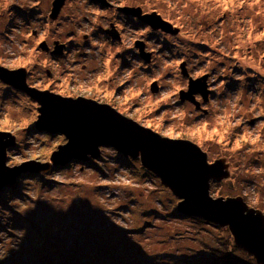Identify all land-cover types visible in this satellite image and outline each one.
<instances>
[{
    "label": "rangeland",
    "instance_id": "1",
    "mask_svg": "<svg viewBox=\"0 0 264 264\" xmlns=\"http://www.w3.org/2000/svg\"><path fill=\"white\" fill-rule=\"evenodd\" d=\"M52 1L12 0L5 7L6 0H0V57L11 66L1 65L24 68L28 84L37 89L103 101L145 127L152 121L154 131L156 119L168 113L164 131L174 127L176 138L197 144L209 162H228L230 176L212 181L211 195L242 197L264 214V0L243 5L238 0H105L140 8L142 14L154 11L179 28L177 35L153 30L123 8L117 13L96 0H65L52 22ZM105 28L118 31L106 35ZM41 40L65 43V54H44ZM140 43L150 62L138 55ZM33 57L36 63L26 67ZM181 63L192 79L207 76L208 100L203 104L195 93L206 114L179 98L188 85ZM109 71L113 75L105 79ZM152 83L156 93L150 91ZM170 92L176 103H163ZM157 100L161 103L154 107ZM37 107L20 90L0 88V132L15 138L6 165L49 161L65 142L60 134L34 130ZM176 110L189 116L171 118ZM204 123L208 126L201 130ZM225 127L221 140L213 129L223 133ZM102 148L97 160L22 175L0 189V264H201L209 256L212 264H232L226 256L251 258L234 245L227 228L179 217L177 199L138 159Z\"/></svg>",
    "mask_w": 264,
    "mask_h": 264
},
{
    "label": "water",
    "instance_id": "2",
    "mask_svg": "<svg viewBox=\"0 0 264 264\" xmlns=\"http://www.w3.org/2000/svg\"><path fill=\"white\" fill-rule=\"evenodd\" d=\"M98 1L106 3L105 0ZM63 5L64 0H53L49 18L56 19ZM123 10L124 13L137 17L153 30H161L172 35L179 33V28L163 20L154 11L142 14L140 8L126 7ZM46 47L45 42L39 44V48L43 51H47ZM63 49V44L55 42L54 54L57 52L61 55ZM138 53L146 62L150 61V53L143 50V43L138 46ZM180 69L183 76L188 77L185 63L180 64ZM206 79L205 75L197 79L188 78L187 90L180 92V100L188 101L196 109L199 108L194 95L198 92L204 101L208 100ZM0 81L20 90L38 105L36 126L39 130L51 135L60 134L65 139V142L58 145L50 154L49 161L28 160L8 166L6 149L14 146L15 139L14 136L0 132V189L6 184H13L17 177L27 172L39 175L49 172L52 168L65 166L73 160L81 162H87L89 159L97 160L100 156V147L113 146L125 158L138 159L147 171L170 187L173 195L182 200L177 204L178 212L185 216L212 221L219 227L227 228L237 247L252 256L256 264H264V214L249 207L239 196L226 198L209 196L212 181L219 182L230 176L229 166L224 158L210 163L207 154L194 142L162 136L123 115L114 107L100 105L90 98L67 97L30 86L24 68L10 70L0 65ZM150 91L152 93L158 91L156 83L151 84ZM40 102L44 104L42 119H40ZM113 123H117L118 127ZM131 124H135L145 132H151L152 136H158L160 141ZM8 137L10 140L6 139ZM177 175H182L190 181L194 180L193 186L200 181L198 185L201 187V197L198 199L196 195H188L187 187L182 184L178 185V191L171 187L168 180ZM197 206H203L205 210L200 211ZM240 224H246V228L239 229ZM240 238L242 243L238 242Z\"/></svg>",
    "mask_w": 264,
    "mask_h": 264
},
{
    "label": "clouds",
    "instance_id": "3",
    "mask_svg": "<svg viewBox=\"0 0 264 264\" xmlns=\"http://www.w3.org/2000/svg\"><path fill=\"white\" fill-rule=\"evenodd\" d=\"M12 2V0H6V2H5V7H7V4H9V3H11ZM125 2H127V0H125ZM158 2H159V0H158ZM194 2H196V0H194ZM200 2H203V3H208L209 2V0H200ZM213 2H216V3H219V0H213ZM225 2H227V0H225ZM236 2V0H233V3H235ZM247 2V0H238V5H243L244 3H246ZM163 3H165V4H167L168 3V0H163ZM252 3L253 4H260L261 3V0H252ZM151 29L149 28V29H146V31H150ZM47 36V30H45V33L42 35V37H41V39H43V38H45ZM2 48H4V45H3V43H0V49H2ZM117 50H119V49H117ZM7 53L9 54V55H11L12 54V51H11V49H8L7 50ZM35 55H39V54H35ZM34 63H36V60H35V58L33 57V58H30V59H28L27 60V62H26V67H30V65H32V64H34ZM0 64H4V65H8V66H11V62H9V61H6L3 57H0ZM57 67H58V65H57ZM262 72H264V69H262L261 70ZM113 75V73L111 72V71H109L108 73H107V77H105V79H107L108 77H111ZM8 87H10V85H8L7 83H0V88H8ZM145 89H143V88H141L140 89V91H144ZM179 89L177 88V91H178ZM109 95H111V93H109ZM134 95H139V92H136ZM175 95V92H170V93H168L167 95H165L163 98H162V102L163 103H173V104H175L176 103V100L175 99H172V97ZM132 97H129V99H131ZM177 99H178V97H177ZM159 103H161V100H157L156 101V105H154V107L155 106H158L159 105ZM96 106V105H95ZM39 107H40V119H42V116H43V112H44V104L42 103V102H40V104H39ZM97 107V106H96ZM154 107L153 108H151V109H149V111H153L154 110ZM212 107H213V109H215V108H217V104H216V102L215 101H213L212 102ZM115 114V113H114ZM234 114V113H233ZM169 114L168 113H165V114H163V115H161V116H159L157 119H156V121H155V130L156 131H163V134L165 135V136H167V137H169V138H172V139H175L176 138V136L174 135V127H169V128H167V130L166 131H164V120H165V118L168 116ZM115 116H116V114H115ZM189 116V113L186 111V110H176L175 112H173V113H171V118H173V119H176V118H179L181 121H183L185 118H187ZM116 117H118V116H116ZM119 118V117H118ZM240 123V121H236V124H239ZM132 126H134V127H136L135 126V124H131ZM207 123H204V124H202L201 125V130H203V129H205V128H207ZM231 126V125H230ZM147 127L148 128H153V122L152 121H149V123L147 124ZM137 128V127H136ZM137 129H139V130H141L142 132H144V133H147L149 136H151V137H155L158 141H160V139H159V137L158 136H152V133L151 132H145L143 129H141V128H137ZM228 127H225V129H224V132L223 133H219L218 132V130L217 129H213V131H216L219 135H220V138H221V140H223L224 138H225V135L227 134V132H228ZM113 147V146H112ZM114 148V152L112 153V155H116V152L118 151L119 152V150L117 149V148H115V147H113ZM117 152V153H118ZM120 153V152H119ZM121 154V153H120ZM139 154H141V155H143L142 153H139ZM99 159V158H98ZM88 162V161H87ZM70 163V162H69ZM9 195H11V194H9ZM246 203V202H245ZM263 213V212H262ZM230 233V232H229ZM24 235H25V231H24V233L22 234V236L24 237ZM231 235V234H230ZM232 238V237H231ZM21 241V240H20ZM20 241H19V243H20ZM233 241V240H232ZM19 245V244H18ZM235 245V244H234ZM236 246V245H235ZM16 249H17V247H16ZM242 249V248H241ZM245 252V251H244ZM246 253V252H245ZM250 256V255H249ZM251 258H253L252 256H250ZM254 260V259H253ZM255 261V260H254Z\"/></svg>",
    "mask_w": 264,
    "mask_h": 264
},
{
    "label": "bare ground",
    "instance_id": "4",
    "mask_svg": "<svg viewBox=\"0 0 264 264\" xmlns=\"http://www.w3.org/2000/svg\"><path fill=\"white\" fill-rule=\"evenodd\" d=\"M93 1V0H92ZM97 1V4H98V0H96ZM53 2V1H52ZM64 4H65V0H64ZM104 4V3H103ZM104 5H106V6H111V8L114 10V11H116L117 13H120V11H122L120 8V6H117V5H114L112 2H107L106 4H104ZM62 10V9H61ZM60 10V11H61ZM123 12V11H122ZM49 13H51V10H50V12ZM60 13V12H59ZM58 17V16H57ZM49 18V17H48ZM57 19V18H56ZM56 19H51V18H49V20L50 21H52V22H54ZM53 47V46H52ZM47 48V50L49 51V48L48 47H46ZM54 55V54H53ZM62 55H63V53H62ZM1 65V64H0ZM1 66H3V65H1ZM5 67V66H4ZM186 71H187V69H186ZM47 72H50V71H47ZM48 76H50V73H46ZM187 78V80H188V78H191L190 76L189 77H186ZM1 82V81H0ZM206 82H207V80H206ZM2 83V82H1ZM188 86V85H187ZM46 90H48V89H46ZM49 91V90H48ZM209 91V90H208ZM51 92V91H50ZM201 96V95H200ZM67 97H69V96H67ZM80 97H82V96H80ZM208 97H209V94H208ZM86 98V97H85ZM194 98H195V95H194ZM201 99H202V97H201ZM203 100V99H202ZM182 102H184V101H182ZM188 102V101H187ZM100 105H108L109 107H111L112 108V106L111 105H109L108 103H105V102H103V101H100V102H98ZM193 105V104H192ZM20 106H25V104L24 103H21L20 104ZM195 107V106H194ZM196 109V108H195ZM116 127H118V124L117 123H113ZM33 127L35 128L34 130L35 131H38L39 129V127H37L36 126V121H34V123H33ZM39 131H41V130H39ZM41 132H44V131H41ZM3 133H5V134H7V135H11V137H13V134L12 133H10V132H8V131H4ZM161 135V134H160ZM163 136V135H162ZM7 140H10V138L8 137V138H6ZM15 139V138H14ZM176 139H179V138H176ZM180 139H182V138H180ZM6 140V141H7ZM188 140V139H187ZM13 146H10V147H8L7 149H6V152H8L9 151V149L10 148H12ZM103 149H105V148H102V147H100L99 148V151L100 152H102L103 153ZM112 149H114L113 147H111V150ZM202 150V149H201ZM203 151V150H202ZM99 158H100V156H99ZM208 159V158H207ZM225 159V158H224ZM31 160V159H30ZM226 160V159H225ZM73 161H76V160H73ZM71 162V161H70ZM81 162V161H80ZM209 162V161H208ZM82 163H84V162H82ZM211 163V162H210ZM226 163L228 164V162L226 161ZM68 164V163H67ZM228 166H229V164H228ZM228 170H229V172H230V169H229V167H228ZM151 173V172H150ZM32 175H33V173H31ZM153 174V173H152ZM27 175H30L28 172L27 173H25L23 176H27ZM154 175V174H153ZM155 176V175H154ZM207 175L205 174V177H206ZM159 179V178H158ZM203 180V179H202ZM160 181V180H159ZM220 182V181H219ZM168 183H169V185L171 186V187H173V188H175L177 191L179 190L178 189V185L179 184H182L183 186H186L187 188H186V193L188 194V195H196L197 197H198V199H199V197H201V194H202V191H201V187H200V185H198V184H200V181L198 182V184L196 185V186H193V184L195 183V181L194 180H189L188 178H186V177H184V176H182V175H177V176H175L174 178H170L169 180H168ZM160 184L161 185H163L165 188H167L168 190H169V192L173 195V192H172V190L170 189V187L169 186H166V185H164L162 182H160ZM211 195V193H210V191H209V196ZM174 196V195H173ZM212 196V195H211ZM175 197V196H174ZM213 197V196H212ZM176 198V197H175ZM214 198V197H213ZM177 199V202H176V211L178 212V210H177V204H178V202H180V201H182L181 199H178V198H176ZM202 204H203V202H202ZM197 209H199L200 211H203V210H205V208H203V206H197ZM179 213V217H181V218H184V216L185 215H182L180 212H178ZM220 214V213H219ZM187 217H189V216H187ZM196 218H199V217H196ZM175 219H178V218H175ZM202 219V218H201ZM209 222H212V221H209ZM214 223V222H213ZM244 228H246V224H240V226H239V229H244ZM239 243L241 242L242 243V238H240L239 239V241H238ZM233 243H234V241H233ZM244 243H246V242H244ZM247 244V243H246ZM167 257H169V258H171V255H168ZM235 259H242V257H235ZM212 261H213V258L211 257V256H209V258H207V259H204V260H201V261H198L199 263H201V264H212ZM242 264H245V262H243Z\"/></svg>",
    "mask_w": 264,
    "mask_h": 264
},
{
    "label": "flooded vegetation",
    "instance_id": "5",
    "mask_svg": "<svg viewBox=\"0 0 264 264\" xmlns=\"http://www.w3.org/2000/svg\"><path fill=\"white\" fill-rule=\"evenodd\" d=\"M111 24V23H110ZM109 24V27H111V25ZM104 33L106 34V35H108V34H110V33H113V32H116V31H118L117 29H116V31L112 28V29H108V28H105L104 30ZM34 34H35V31H34ZM114 34V33H113ZM110 36V35H109ZM87 36L85 35V36H83V38H86ZM110 38H112L113 40H120V38L118 37V35L116 36V37H111L110 36ZM41 42H45L46 43V45H47V47L49 48V51L47 50V51H43V50H41L40 48H39V44L41 43ZM55 42H57L58 44H63L64 45V49H63V54H65V52H64V50L66 49V44L65 43H61V42H59V40H53L51 43H49V42H47L46 40H41L40 42H39V44H38V48L41 50V51H43V52H45L44 54H48L50 57H55L56 55L54 54V46H55ZM53 46V47H52ZM66 51V50H65ZM43 52H41V53H43ZM54 54V55H53ZM139 55V54H138ZM57 56H62V54L61 55H57ZM150 62V61H149ZM187 74H188V71H187ZM180 75L181 76H183V74H182V70L180 69ZM184 78H186L185 76H183ZM188 77H189V74H188ZM187 79V78H186ZM1 83V82H0ZM195 98H196V95H195ZM207 101V100H206ZM206 101H204V100H202V103L204 104ZM198 103H199V108H197V110H201V112L202 113H204V114H206V110L204 109V108H202V105H201V102L200 101H198Z\"/></svg>",
    "mask_w": 264,
    "mask_h": 264
},
{
    "label": "trees",
    "instance_id": "6",
    "mask_svg": "<svg viewBox=\"0 0 264 264\" xmlns=\"http://www.w3.org/2000/svg\"><path fill=\"white\" fill-rule=\"evenodd\" d=\"M33 175H36V174H33ZM241 253H243V252H241ZM244 255H246V254H244ZM235 257H238V256L228 255V256L225 257V261L232 262V264H242L243 262H245V264H256L255 261H253L252 258L242 257V259H235Z\"/></svg>",
    "mask_w": 264,
    "mask_h": 264
}]
</instances>
